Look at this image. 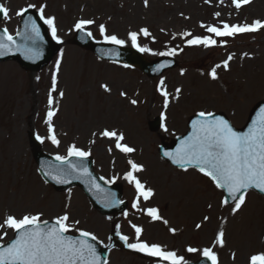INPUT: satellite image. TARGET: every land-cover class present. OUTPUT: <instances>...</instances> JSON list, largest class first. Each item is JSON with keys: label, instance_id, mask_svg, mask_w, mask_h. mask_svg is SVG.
<instances>
[{"label": "rangeland", "instance_id": "rangeland-1", "mask_svg": "<svg viewBox=\"0 0 264 264\" xmlns=\"http://www.w3.org/2000/svg\"><path fill=\"white\" fill-rule=\"evenodd\" d=\"M2 1L10 10L6 23L11 30L18 21L16 12L20 8L44 4L45 15L55 18L59 37L72 30L78 20L86 19L94 21L87 27L94 37L102 38L99 25L103 24L107 35H116L125 44L130 43L128 33L138 32L141 26L150 28L153 36H158V29H162L179 34L191 31L194 37L203 36L202 24L207 26L217 21L239 24L264 16V0H254L250 6L239 9L238 14L231 11L230 0L207 3L148 0L147 6L144 0ZM217 12L218 17L214 15ZM179 39L172 47L165 35L161 40L166 41L142 39L150 57L171 47L181 61L177 69L151 80L137 70L98 62L90 53L71 46L61 48L39 71H25L13 61L0 63V222L6 211L18 218L41 213V219H55L67 212L73 232L77 228L89 230L103 243H108L111 230L124 232L128 243H137L132 227L136 225L142 229L140 241L159 245L184 259L201 255L199 251L195 255L188 252L191 246H199L198 250L212 248L217 253L218 264H248L252 254L264 252V198L247 193L245 204L233 215L229 206L221 204L222 194L204 177L193 170H173L159 159L156 151L159 137L147 127L149 119L164 113L166 119L161 132L166 135L182 132L188 115L198 110H222L234 124L241 125L252 103L264 97V29L255 39L217 40L216 46L209 49L201 45L186 50L183 46L186 39ZM230 55L232 59L225 70L223 61ZM218 64L221 67L216 68L217 79L213 80L209 73ZM120 88L126 90L124 98H117ZM177 88L181 90L179 94ZM161 89L168 93L167 108ZM133 100L135 104L131 103ZM50 110L55 113L51 123L59 146L48 139L46 120ZM115 127L119 130L114 131L123 134L126 143L137 148L136 160L146 164L141 179L155 192L152 201L135 209L130 207L127 215L107 217L93 210L78 189L58 193L41 180L31 157L28 131L33 129L44 138L46 151L59 155L65 154L70 145L88 149L85 142H93L89 150L98 171L107 178L116 175L121 179L123 157L113 155L112 140L100 135L105 129ZM129 127H133V132ZM111 156L118 158L112 162ZM124 184V194L131 198L130 184L126 180ZM149 207L157 208L163 218L152 223L145 214ZM182 209L190 212V216L183 217L186 213L182 212L179 215ZM205 216L209 219L204 220ZM197 224L201 227L197 228ZM220 230L225 233L223 247L214 243ZM4 231L9 232L0 229V233ZM154 261L128 247L113 248L108 257V264H167Z\"/></svg>", "mask_w": 264, "mask_h": 264}, {"label": "snow or ice", "instance_id": "snow-or-ice-1", "mask_svg": "<svg viewBox=\"0 0 264 264\" xmlns=\"http://www.w3.org/2000/svg\"><path fill=\"white\" fill-rule=\"evenodd\" d=\"M207 3L208 0H205ZM145 6L148 5V0H144ZM250 3V0H232V4L239 9L242 5ZM46 5L41 4L39 7L35 4H28L26 8H22L16 12L17 16L23 17L29 9H36L39 19L48 26L51 37L57 43H62L60 37L57 35V28L55 18L45 15ZM0 15L8 18L9 10L0 4ZM219 16L220 13H214ZM93 20H78L75 23V29L84 32L86 26L92 25ZM222 26L214 25H201L206 31L212 35L210 36H194L186 40L188 46H204L205 48L216 46L217 40L215 37H230L233 38L240 34L257 32L264 29V20H253L251 24H228L221 22ZM100 35L105 42L114 45H123L124 40L119 39L116 35H107L105 25H99ZM140 32L148 36L150 33L146 28L140 29ZM17 36H22L24 40L41 39L40 29L35 20L29 19L25 21V32L16 33ZM86 35L91 36V32ZM184 36H191V33H183ZM137 32H129L128 39L131 40L132 46L136 47L138 51H150L146 47H139L137 45ZM22 52L26 59H34L38 57L39 53L36 49L17 44L13 35L9 34L7 28L2 30L0 34V56L7 54L10 51ZM161 56H175L177 54L175 49H169L166 52L156 53ZM232 59L230 55L227 60L223 61L225 70L229 68V60ZM60 61L57 60L56 66L59 68ZM161 65L159 67H164ZM221 65H216L215 68L209 73L210 77L217 79L216 68ZM183 74V73H182ZM56 77L53 74V88L55 87ZM163 85V80L161 81ZM105 90L107 91V86ZM177 88V94L180 93ZM63 95V93H61ZM125 95V93H121ZM161 95L164 96V107H168V93L161 89ZM53 103L51 95L49 96V105ZM131 103L135 104L133 100ZM55 115L53 111L47 113L46 123L48 124V139L53 145L59 146V140L56 138L52 126V117ZM196 119L191 121L192 131L184 137L174 152H164L163 155L167 157L174 165L183 168L185 171L189 167L197 169L203 176L209 178L217 189H222L227 193V198L221 201L222 205H227L231 209V213L235 215L241 207L245 204L246 193L249 189H258L259 192L264 193V107H261L257 117L252 120L248 126L247 131H237L230 124V122L218 116L213 112L200 111L196 113ZM164 113H161V120H165ZM164 127L163 123L161 125ZM167 131V128H165ZM102 137L114 139L116 148L124 153H133L135 149L127 144L121 143L124 140L123 134H118L115 131L105 129L100 133ZM37 140L41 143L44 138L37 135ZM90 152L81 150L75 145H70L67 149V155L57 154L54 159L59 161L61 165H66L58 174H51L45 172V176H50L56 183H67L68 177L76 179L87 177L91 186L97 192L102 191L100 185L91 178V174L83 161L87 160ZM71 157L78 158L81 163H73ZM129 170L124 174L123 179L129 184L133 185L136 189L137 200L132 203L133 208L138 207L139 198L148 200L153 192L151 188H147L136 176V173L144 170L143 165L128 160ZM101 180L104 177H100ZM113 181H105V183H112ZM111 196V194H109ZM106 199V205H117L123 201L115 200L114 196L111 199ZM211 207V205H209ZM146 214L151 217L153 221L161 220L156 208L146 209ZM41 213L26 214L22 217H15L13 215H6L3 222L0 223V229H9L15 235L14 238L5 240L8 235L7 231L0 233V264H108L107 259L103 261L97 254L96 247L89 242L96 241L97 237L91 232L75 229L78 232L79 238L69 235L73 232V226L69 223L70 217L67 212L55 218L54 222L49 223L48 220L41 219ZM127 215V213H125ZM209 217L205 216L204 220ZM165 224L168 221H163ZM79 224V221H75ZM135 229L137 243H127L128 238L120 235L122 241H125L126 247L138 252L147 254L148 256L158 257L167 264H187L184 257L178 256L175 252L165 251L159 245L148 244L147 242L140 241L142 229L136 225L132 226ZM197 228L201 225L197 224ZM119 229V225H117ZM175 231L174 229H169ZM225 233L220 230L214 243L220 247L224 246ZM188 252H200L210 264H218L217 253L212 248L205 247L202 250L189 247ZM248 264H264V252L252 254L249 257Z\"/></svg>", "mask_w": 264, "mask_h": 264}, {"label": "water", "instance_id": "water-1", "mask_svg": "<svg viewBox=\"0 0 264 264\" xmlns=\"http://www.w3.org/2000/svg\"><path fill=\"white\" fill-rule=\"evenodd\" d=\"M29 17H31V19H33V17L30 15L28 16V19ZM24 40V39H23ZM24 46H27V47H31V48H34L37 50V52L39 53L38 57L34 58V59H26L25 58V55H21V54H17L15 55L16 57L22 59V60H25L27 62H30V63H38V62H42L43 60H45L46 56H47V53L49 52L50 50V46L46 44L45 41H43L42 39H35V41L33 42L32 40H25L24 43H23ZM87 46H90L91 48H93L92 45L88 44ZM21 55V56H20ZM135 55V54H133ZM133 60H135L136 62H139L138 61V58H132ZM261 107H264V103L263 104H260L254 111L253 113L251 114L250 118H249V121L248 123L246 124V126L242 129V130H237V131H247V128L248 126L251 124L252 120L255 119L257 117V114L260 110ZM197 117H194L192 120L196 119ZM191 120V121H192ZM190 127H191V122H190ZM192 131V130H191ZM190 131V132H191ZM188 132L187 135L190 133ZM187 135H185L184 137H186ZM184 137H180L178 138L177 140H175L172 145H171V152H174L175 149L177 148L178 144L180 143V141L184 138ZM35 156L37 158V160H39V162L42 164L41 165V171L42 173L44 174L45 172H50L52 170H49L48 168H46V166L44 165V162H47L48 159L42 157L39 153H35ZM49 180H51L53 183H56L54 180H52L50 178V176H46ZM68 181L67 183H71V182H79L85 189H87V186L88 184H91L89 179L87 177H84V178H80V179H76V178H73V177H68ZM227 195V193H226ZM95 202L98 204V206H100L101 208H106L103 206L102 202L101 201H97L95 200ZM92 243V242H90ZM93 244V243H92ZM94 245V244H93ZM97 251V250H96ZM97 254L101 257V260L103 261V258H104V252L103 251H97ZM200 264H209L207 261H202Z\"/></svg>", "mask_w": 264, "mask_h": 264}, {"label": "bare ground", "instance_id": "bare-ground-1", "mask_svg": "<svg viewBox=\"0 0 264 264\" xmlns=\"http://www.w3.org/2000/svg\"><path fill=\"white\" fill-rule=\"evenodd\" d=\"M25 121H26V119H25V116H24L23 122H25ZM129 129H130V132H133V127H129Z\"/></svg>", "mask_w": 264, "mask_h": 264}]
</instances>
